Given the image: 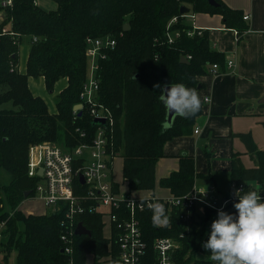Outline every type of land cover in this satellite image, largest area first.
Returning <instances> with one entry per match:
<instances>
[{
	"label": "trees",
	"instance_id": "trees-1",
	"mask_svg": "<svg viewBox=\"0 0 264 264\" xmlns=\"http://www.w3.org/2000/svg\"><path fill=\"white\" fill-rule=\"evenodd\" d=\"M56 1L55 9L45 10L35 0H15L12 7L5 8L0 23V169L11 173L7 185L0 183V223H6L0 240V264H9L13 249H17V264H88L89 255L99 261L107 258L108 264H122L117 245L105 235L100 213L88 210L76 215L74 223L82 222L92 230V235H75L74 252L69 255L64 252L61 240L67 230L62 210L27 214L18 209L26 198L34 195L39 181L28 175L30 146L51 142L73 147L94 136L98 123L87 106L81 115L74 111V106L82 101L80 95L87 78V39L110 35L116 46L101 62L98 76L100 100L114 114V152L123 151V177L130 194L155 189L156 164L165 155V143L177 136L190 135L202 113L200 107L195 115H177L167 125L168 111L156 85L184 83L198 91V76L209 73L214 63L222 68L226 65L224 53L212 48L207 29H202L200 35H187L191 24L181 16V6H188L194 13L221 14L223 23L237 30L238 39L249 24L242 10L228 6L223 0H217L223 7L213 6L208 0ZM174 17L178 22L171 29L178 28L181 36L170 43L167 27ZM127 23L130 27L124 30ZM24 36L31 38V47L27 71L22 73L18 62ZM185 55H191L189 62L181 60ZM30 76L44 77L49 91H54L60 79H68L67 86L57 95L56 112L52 113L45 99L32 92ZM8 102L13 108L3 107ZM78 128L89 137L83 138ZM235 135L246 144L255 166L246 167L240 154L233 153L231 179L246 182L244 192L254 190L262 194L264 150L258 148L250 132ZM195 162L193 155L181 154L179 169L162 177L160 186L170 189L173 195L190 192L197 178L203 176L197 172ZM114 185L119 188V183ZM26 191H31L28 197ZM234 211L232 208L229 212ZM210 216L209 212L196 220L202 228L182 239L178 263L215 264L209 258L211 253L202 247L210 232ZM171 224L172 228L158 226L153 223L151 213H145L143 228L149 256H155V237L174 236L182 231L176 213Z\"/></svg>",
	"mask_w": 264,
	"mask_h": 264
},
{
	"label": "built area",
	"instance_id": "built-area-1",
	"mask_svg": "<svg viewBox=\"0 0 264 264\" xmlns=\"http://www.w3.org/2000/svg\"><path fill=\"white\" fill-rule=\"evenodd\" d=\"M15 0H0V23L4 20L5 8L12 7ZM191 11V9H190ZM181 14L186 19L194 17V12ZM250 14H245L248 20ZM178 22L174 17L168 24V41L174 42L181 36V31L171 29L173 23ZM236 30V29H235ZM187 35L195 33L202 34L203 30L195 24H191ZM237 33V30H236ZM238 36V33H237ZM34 41L37 37H34ZM87 78L81 92V104L87 106L91 117L104 119L98 123L97 129L91 140L83 141L76 146L67 147L51 142L37 143L30 146L28 175L39 178L35 189V197L41 199L47 207H54L64 213V222L67 224L66 232L61 235L64 243V252L72 255L74 252V241L77 224L75 217L86 211H95L102 215L105 235L111 243L116 244L119 251V259L122 264H180L177 254L182 247V239L193 231H198L202 225L196 223L201 216L211 213L208 221L210 229L211 222L217 217V209L224 208L230 211L233 208L234 190L240 189L243 193L246 182L232 180L230 192L222 194L217 187L199 186L197 181L192 190L183 195H171L168 197H138L129 190L115 189V183L110 179L114 158L118 153L114 152V114L111 109L100 100V78L98 76L101 62L107 58L108 51L116 46V40L112 37H98L87 39ZM189 60L191 55H185ZM228 68H234L236 62L226 59ZM221 66L214 63L209 69L211 74H219ZM90 71V76L88 75ZM209 101L210 98H204ZM82 108V109H83ZM75 112H78L74 110ZM83 138H87V132L77 129ZM195 132H199L196 128ZM89 137V136H88ZM40 171H42L40 173ZM84 181H83V180ZM260 186L257 185V188ZM204 193H199V192ZM262 195H264V190ZM159 201L165 205L167 223L156 224L158 226H169L172 228L173 214L176 213L183 226L182 231L174 236H157L153 241L155 258L148 254V240L143 228L145 213H151L148 207L151 202ZM105 208V209H104ZM19 209V206H18ZM13 211H11V214ZM108 216L106 221L105 216ZM193 225V226H192ZM6 223H0V240ZM200 253H198L199 255ZM73 263V262H72Z\"/></svg>",
	"mask_w": 264,
	"mask_h": 264
},
{
	"label": "crops",
	"instance_id": "crops-1",
	"mask_svg": "<svg viewBox=\"0 0 264 264\" xmlns=\"http://www.w3.org/2000/svg\"><path fill=\"white\" fill-rule=\"evenodd\" d=\"M223 1L234 9L242 10L244 15L250 14V18L245 20L249 28L240 39L236 30L227 27L222 15L218 13H195L194 17H187L185 21L207 29L212 48L224 53L225 59L235 60L236 66L228 68L225 65L220 68L219 74L207 72L198 76L200 88L197 93L201 99L202 113L197 117L190 135L177 136L165 143V155L156 164V183L172 171L178 170L180 155L188 153L195 157L196 170L203 175L197 178V184L207 187L214 184L224 195L230 192L232 179L226 189L222 187L221 179L225 175L231 178L233 153L240 154L246 167L255 166L246 144L235 133L250 132L258 148L264 150V0ZM35 3L45 10L58 6L56 0H35ZM25 37L27 36L23 38ZM28 38L29 46L25 48L27 53L20 58L19 51L18 68L22 73L27 71L31 47V38ZM41 78L44 79L42 76ZM35 79L36 77H29L30 89L35 95L45 99L52 113L56 112L57 105H50L49 99L35 84ZM42 81L45 84V79ZM57 84L58 95L67 86L68 79L62 78ZM206 97L210 100L205 101ZM196 128L199 132H195ZM155 189L134 192L146 194L138 197L173 195L168 188L162 189L159 195L155 194ZM19 206L24 212L21 204ZM24 213L43 214L44 211L36 209Z\"/></svg>",
	"mask_w": 264,
	"mask_h": 264
},
{
	"label": "clouds",
	"instance_id": "clouds-1",
	"mask_svg": "<svg viewBox=\"0 0 264 264\" xmlns=\"http://www.w3.org/2000/svg\"><path fill=\"white\" fill-rule=\"evenodd\" d=\"M156 87L166 111L181 117H191L199 111L201 99L195 89L184 83ZM233 195L235 211L217 209L202 247L211 253L215 264H264V195L254 190L242 193L240 189L234 190ZM148 207L153 212V223H167L163 203L151 202Z\"/></svg>",
	"mask_w": 264,
	"mask_h": 264
},
{
	"label": "rangeland",
	"instance_id": "rangeland-1",
	"mask_svg": "<svg viewBox=\"0 0 264 264\" xmlns=\"http://www.w3.org/2000/svg\"><path fill=\"white\" fill-rule=\"evenodd\" d=\"M28 46H29V38L27 36V37L23 38V41L21 42L20 47H19L20 58H22V56L25 53V48L28 47ZM26 53H27V51H26ZM88 75L90 76V71H88ZM42 80H44V79L41 78V77L36 78L35 79V84L39 87L41 93L44 94L49 99L50 105L54 106L56 104V100H57L56 87L58 88V84L55 85L54 91H49V90H47V88H46V86H45V84L43 83ZM3 107L13 108V105H12L11 102H8V103L4 104ZM110 179L112 181H114V182L119 183L123 190H125V191L128 190V185L125 182L124 177H123V151L118 153L116 155V157L114 158L113 170H112ZM10 180H11V173L9 171H7L6 169L1 168L0 169V183L2 185H7L10 182ZM221 180H222V182H221L222 187L224 189L228 188V186L230 184V181H231V178L229 176L225 175V176L222 177ZM206 183H204V184L208 185ZM155 188H156L155 189V191H156L155 194H157V195H159L158 193L162 192L161 191L162 189H164V190L166 189V188L161 187L159 185L158 181L156 183V187ZM133 194L135 196L146 195L145 193L141 194L139 192L138 193L134 192ZM5 206H6V202H5ZM6 207H8V206H6ZM8 209L10 210L9 207H8ZM21 209L24 212H29L31 210H36V209L38 211L39 210L44 211V213H50V212L54 211V207L53 206L47 207L44 204V202L41 199L35 197V195H32L31 198H28L25 201H23L21 203ZM105 219H106V221L108 220V216L107 215L105 216ZM21 227L23 228V225ZM105 232L107 233V228L105 229ZM198 256L204 257L203 254H199ZM209 258H211V256H209ZM106 260H107V258H103L100 261L99 260H95L94 255H89L87 263L88 264H108V262ZM0 262H2L1 253H0ZM8 262H9V264H17V249H13V251H12L10 257H9V261Z\"/></svg>",
	"mask_w": 264,
	"mask_h": 264
},
{
	"label": "water",
	"instance_id": "water-1",
	"mask_svg": "<svg viewBox=\"0 0 264 264\" xmlns=\"http://www.w3.org/2000/svg\"><path fill=\"white\" fill-rule=\"evenodd\" d=\"M208 1H209V3H210L211 5H213V6L223 7V5H222L221 3H219L217 0H208ZM189 11H190V8H189L188 6H186V5H182L181 8H180V13H181V14L188 13ZM129 27H130V24L127 23V24L124 26V30H128ZM181 60H182L183 62H189V60H188L185 56H182V57H181ZM82 108H83V105H82L81 103L76 104V105L74 106V110L78 111L79 115H81V114L83 113ZM176 116H177L176 113H174V112H168V115H167V121H166L167 125H170V124L174 121V119H175ZM104 121H105L104 119L97 118V119L95 120V123H102V122H104ZM41 172H42V171H40V173H41ZM82 180H83V179H82ZM83 181H84V180H83ZM30 193H31V191H26V192H25V196L28 197ZM75 233H76L77 235H84V234H86V235H92V230L89 229V228H87L82 222H79V223L77 224V227H76Z\"/></svg>",
	"mask_w": 264,
	"mask_h": 264
}]
</instances>
